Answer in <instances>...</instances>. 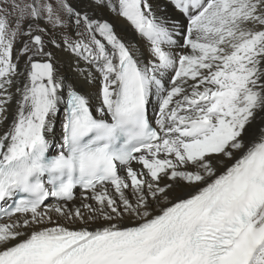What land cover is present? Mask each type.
<instances>
[{
  "label": "snow or ice",
  "instance_id": "obj_1",
  "mask_svg": "<svg viewBox=\"0 0 264 264\" xmlns=\"http://www.w3.org/2000/svg\"><path fill=\"white\" fill-rule=\"evenodd\" d=\"M0 264H264V0H0Z\"/></svg>",
  "mask_w": 264,
  "mask_h": 264
},
{
  "label": "bare ground",
  "instance_id": "obj_2",
  "mask_svg": "<svg viewBox=\"0 0 264 264\" xmlns=\"http://www.w3.org/2000/svg\"><path fill=\"white\" fill-rule=\"evenodd\" d=\"M116 23V26H117V30L119 31L121 29V27L123 26V21H117L115 22ZM130 31V30H129ZM94 91V90H93ZM97 103L95 97L92 98V104L95 105ZM61 120H62V114H61V117H59L57 120H56V123H55V130H56V135L57 137L59 136V133L61 131ZM77 197H79L80 195V192L77 191Z\"/></svg>",
  "mask_w": 264,
  "mask_h": 264
},
{
  "label": "rangeland",
  "instance_id": "obj_3",
  "mask_svg": "<svg viewBox=\"0 0 264 264\" xmlns=\"http://www.w3.org/2000/svg\"><path fill=\"white\" fill-rule=\"evenodd\" d=\"M19 46V45H18Z\"/></svg>",
  "mask_w": 264,
  "mask_h": 264
}]
</instances>
